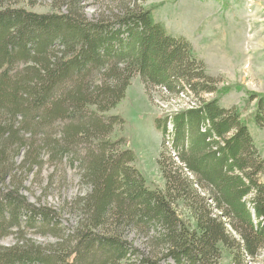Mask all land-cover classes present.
Wrapping results in <instances>:
<instances>
[{"label":"trees","instance_id":"trees-1","mask_svg":"<svg viewBox=\"0 0 264 264\" xmlns=\"http://www.w3.org/2000/svg\"><path fill=\"white\" fill-rule=\"evenodd\" d=\"M39 1L0 0V241L19 235L0 243V264H222L223 250L235 264L260 257L264 158L241 113L221 107L226 90L190 42L170 35L145 0H111L95 19L87 0L34 11ZM137 76L150 96L158 87L200 99L156 120L164 190L137 169L136 152L116 136L125 122L110 114ZM44 156L78 169L85 189L61 212L23 194ZM64 214L72 218L62 222ZM29 229L53 241H35Z\"/></svg>","mask_w":264,"mask_h":264},{"label":"rangeland","instance_id":"rangeland-1","mask_svg":"<svg viewBox=\"0 0 264 264\" xmlns=\"http://www.w3.org/2000/svg\"><path fill=\"white\" fill-rule=\"evenodd\" d=\"M50 5V0H40L33 10L45 12L50 10ZM144 5L153 10L155 20L170 35L190 42L197 58L205 64L206 73L218 81L219 91L226 90L219 95L221 107L236 108L241 113L264 158V121L261 126L255 122L257 104L264 95V0H145ZM83 8L88 18L95 19L112 10L114 5L111 0H87ZM215 97L217 94H204L201 98L209 101ZM199 104L200 99L193 94L176 96L158 87L152 88L150 96L137 76L125 99L110 113L124 120L116 136L127 138L129 148L137 154L135 166L150 187L165 189L157 163L163 134L156 129V120ZM166 146L169 148V143ZM44 157L43 168L27 176L23 194L33 203L41 200L61 212L68 202L83 196L85 189L78 169L69 162ZM18 162L21 164L22 158ZM261 180L264 182V175ZM70 218V214H64L61 221ZM15 232L2 238L0 243L15 245L19 238ZM28 236L42 244L53 241L33 229L28 230ZM131 239L135 245L143 246V240L135 233ZM221 263L235 264L232 254L223 250ZM243 264H264V252L255 261L246 258Z\"/></svg>","mask_w":264,"mask_h":264}]
</instances>
